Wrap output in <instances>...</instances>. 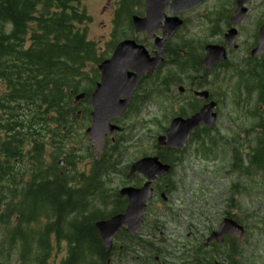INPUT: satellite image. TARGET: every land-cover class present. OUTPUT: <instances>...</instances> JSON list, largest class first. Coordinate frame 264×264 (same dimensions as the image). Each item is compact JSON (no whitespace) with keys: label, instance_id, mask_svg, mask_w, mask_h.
Listing matches in <instances>:
<instances>
[{"label":"trees","instance_id":"trees-1","mask_svg":"<svg viewBox=\"0 0 264 264\" xmlns=\"http://www.w3.org/2000/svg\"><path fill=\"white\" fill-rule=\"evenodd\" d=\"M81 1L0 0V150L5 152H0V245L10 248L0 256V264H9L16 246L15 264H49L63 248L65 254L59 264H80L87 248L100 254L92 223L101 210L81 193L92 192L93 184L91 188L80 175L82 180L77 185H81L76 189L56 165L66 131L75 118L72 93L65 87L95 72L92 62L99 61L81 27L89 19ZM130 2L135 0H121L123 12L117 14L116 22L121 13L130 21L134 13ZM165 50L167 54L168 47ZM249 78L256 81L250 83L257 97L253 107L245 111V129H255L256 139L253 145L249 142L246 165L243 151L232 149L231 166L246 173V179L232 187V192L237 189L240 194L247 193L253 180L264 176V77ZM74 88L76 91L78 87ZM20 127L30 135L21 134ZM37 129L48 133L44 142L34 136ZM3 134L8 135L4 143ZM29 139L37 149L25 150L23 143ZM42 144L52 150L47 152ZM24 161L29 162L26 169L22 167ZM68 164H73L72 155ZM260 187L264 188V179ZM231 246L235 248L234 243Z\"/></svg>","mask_w":264,"mask_h":264},{"label":"rangeland","instance_id":"rangeland-1","mask_svg":"<svg viewBox=\"0 0 264 264\" xmlns=\"http://www.w3.org/2000/svg\"><path fill=\"white\" fill-rule=\"evenodd\" d=\"M117 2H119V0H83L82 2L86 14L90 18L85 27L87 37L96 42L94 46L102 51V55L105 57H108V54H110L108 42L112 40V21L114 20V14L117 9ZM230 2L231 1L229 0H205V3L194 11L184 13L183 18H186L187 22L183 27L176 31L175 35L170 39V48L173 46L172 43L180 41H190L193 46H196V49H199V44L201 45L202 42H217V36H209L210 30L207 18L210 17V14L214 10L221 8ZM108 3L110 4L108 5ZM140 5L141 0H135V3L132 2V9L134 10V13L138 12L139 14L141 12L142 15L143 9ZM263 10L264 6L262 5L261 0H253V3L250 4L247 17L239 27L237 43L240 52L237 54L238 57L241 56L239 53H242L252 42L255 26L258 25ZM124 14L125 13H122L116 22V37H119V39L125 38V36H133L129 26V20ZM143 37L144 34H137V38L140 39ZM179 78L181 79L182 84L185 85L193 77ZM208 80L209 90H213L214 92L223 91V93H225L224 105L219 108L213 134H227L226 136H228V132L230 133L231 129L236 128L239 125V122H242L244 116L241 115L240 110H237L233 102L230 101V91L227 90L226 92V90L220 89L221 83L218 81V77H208ZM176 88L177 87H174L172 90L176 91ZM214 95L216 97L217 94L214 93ZM159 101V98L150 101L141 107L137 115L130 113L125 119L126 123L136 125L134 128L135 133H138V137L144 139L141 143H144L143 150L145 151L149 149L150 142H147L148 139H151V137L155 136L163 127L167 126L169 119L173 115V111L177 110L179 106H168ZM249 104L253 103L251 102ZM244 122H246V124L248 123L246 119ZM80 132L83 135V131L77 129L76 132L72 133L65 141L63 152L67 149H73L76 153L81 154L82 151V154L85 155L84 151L87 147L88 141L80 134ZM121 157L124 159L127 158L123 152ZM85 159L86 160L82 161L80 168L87 161H90L87 158ZM100 162V170H104L102 161ZM89 163L91 164V162ZM223 164H227V159ZM182 166L184 167V170H186L185 173L187 175L184 177L185 187L192 180L191 190H196L203 186L204 189H210L209 191H211L208 193L210 194L208 197L210 208L203 209L204 213H209L211 210L218 212L223 205L221 198H224L226 191L228 190V183L232 180V176L223 177L222 172L216 170L219 167H216L213 162L206 163V161L194 157L193 154L187 155L185 153ZM16 172H18V170ZM113 177L115 180L112 185H115L120 179L116 176ZM263 179L264 176L255 179L256 183L253 185L252 189L248 190L247 194L243 195L242 199L240 197L241 208H239L238 212V209L235 211L240 218H245L244 224H247L245 232L246 236L244 238L245 241L240 245V249H243L240 260L241 264L242 262L244 264H262L264 262V188L260 187ZM258 180L261 181V184ZM204 185L212 186L206 187ZM182 193V196L184 197V193H187V189H183ZM193 209L196 212L198 211L195 207ZM182 223H184V219ZM62 255L63 252L54 256L53 259L58 260ZM11 262H13V260H11L10 263Z\"/></svg>","mask_w":264,"mask_h":264},{"label":"water","instance_id":"water-1","mask_svg":"<svg viewBox=\"0 0 264 264\" xmlns=\"http://www.w3.org/2000/svg\"><path fill=\"white\" fill-rule=\"evenodd\" d=\"M248 0H238L236 10L231 16L232 23H239L244 14L245 8L242 3ZM168 0H146L145 16H133L132 24L134 31H145L147 38L153 36V33L160 28L163 10ZM201 0H171L169 8L173 13L191 9L197 6ZM181 23L176 17H166L164 25H162V37L155 39L156 50L154 56L150 57L142 45L135 44L133 40H124L120 42L113 51L110 59L104 60L99 66L100 81L96 84V88L91 95L92 124L85 131L90 139V148L92 143L95 145V151L100 150L104 143V138L116 126L111 125L109 121L112 118L120 116L125 106L129 103L133 90L135 89L139 77L143 72L151 73L162 61L163 45L165 43V35L169 37L177 26ZM235 30H230L226 35L231 43ZM264 42V23L258 30V45L252 52L257 54L261 51ZM225 58L224 49L217 45H207L206 55L202 61L205 67H211L218 61ZM202 97H207V91L196 93ZM82 95L77 96V98ZM215 103L211 102L204 105L199 112L183 119L176 117L172 119L168 129L163 136L158 137L159 145L170 147H179L186 140L191 129L199 123H204L207 127H211L214 123L216 114L212 111ZM169 169V165L162 164L157 157H145L132 165V171L143 173L149 181L141 188H125L121 193H127L130 196V204L124 214L116 215L109 220L99 221L95 223L99 231L103 250H108L110 236L122 225H129L134 229L140 222L144 209L145 201L151 192V182L156 176L162 175ZM236 233L238 240L243 235V228L232 219L226 218L220 225V232L211 235L218 242L221 241L223 234Z\"/></svg>","mask_w":264,"mask_h":264},{"label":"flooded vegetation","instance_id":"flooded-vegetation-1","mask_svg":"<svg viewBox=\"0 0 264 264\" xmlns=\"http://www.w3.org/2000/svg\"><path fill=\"white\" fill-rule=\"evenodd\" d=\"M261 1L264 6V0ZM220 43L226 46L224 41H220ZM250 48L251 47L248 49ZM237 49L238 47L234 50H231L227 47V61L219 63L216 67L210 70H206L207 74L211 75L212 72L216 71L217 77H237L233 74L235 65L233 53ZM191 100L195 102V106L197 105L198 108L206 102L200 98ZM137 103L138 99L136 97L133 100L132 105L134 109H137ZM158 149L160 148L154 146V149H150L151 154L157 153ZM160 150L170 151L168 149ZM175 172L178 173L179 171ZM144 181L145 180L143 177L137 175L133 177L131 182H127L126 185L140 187ZM169 183L172 185V190H165L166 196H161L160 194L163 189L162 185L167 187ZM120 199L122 206L116 208V210H124L128 204V199L126 196H121ZM184 205L186 206V203L183 202L180 194L176 192L175 179L172 176L170 179L167 177L157 178L153 184L151 198L149 199L146 206V212L144 216L145 224L140 226L138 232L135 235L128 234L125 227H121L114 234L111 249L108 253L110 264H116L115 259L118 257L123 258L121 264H128L129 256L135 255V257L138 259V253L141 252L152 258H149L147 264H154V262L155 264H163V261L169 258L170 264H225V262H227V264H238V256L236 255V257H234L231 261L229 254L230 246L229 244L224 243L226 238L227 240H231L232 236H225L221 244H217L212 239L207 240L212 231L218 230L219 222L224 217V215L222 213L218 215H209L207 218L201 221L204 223V228L201 229L199 227L192 226V221L189 218L191 215L184 214V223L181 221H176L177 217L179 216L177 208H181ZM161 216H168L172 220L170 223V230H167L165 226L157 220V218H160ZM149 218H152L150 223ZM161 227L163 230H161ZM164 229L168 232V237L165 238L168 241V248L165 249V251L162 252L161 250L154 249V244L149 245L153 248L152 250L147 249L145 245L142 244L144 239L153 238V240H156V231H158L159 234H163ZM137 251L138 253H135ZM225 254H228V257H224ZM162 256L164 257V260Z\"/></svg>","mask_w":264,"mask_h":264},{"label":"bare ground","instance_id":"bare-ground-1","mask_svg":"<svg viewBox=\"0 0 264 264\" xmlns=\"http://www.w3.org/2000/svg\"><path fill=\"white\" fill-rule=\"evenodd\" d=\"M17 4H18V3H17ZM12 6H13V5H12ZM4 9H5V8H4ZM9 11H10V10H9ZM9 11H8V12H9ZM6 19H7V18H6ZM51 51H52V50H51Z\"/></svg>","mask_w":264,"mask_h":264}]
</instances>
